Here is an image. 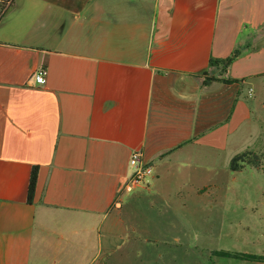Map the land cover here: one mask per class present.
I'll use <instances>...</instances> for the list:
<instances>
[{"label":"crops","instance_id":"obj_1","mask_svg":"<svg viewBox=\"0 0 264 264\" xmlns=\"http://www.w3.org/2000/svg\"><path fill=\"white\" fill-rule=\"evenodd\" d=\"M235 50L224 70L210 64ZM260 86L264 0H12L0 19V264H103L113 238L139 239L124 215L140 200L210 187L247 146ZM135 150L152 172L127 189Z\"/></svg>","mask_w":264,"mask_h":264},{"label":"rangeland","instance_id":"obj_2","mask_svg":"<svg viewBox=\"0 0 264 264\" xmlns=\"http://www.w3.org/2000/svg\"><path fill=\"white\" fill-rule=\"evenodd\" d=\"M259 88L254 89L258 98L255 131L239 152L253 151L260 165L245 164L232 172L224 163L214 181L203 182L211 185L204 190L194 191L196 187L188 184L183 199L165 201L160 196L153 208L140 200L137 211L124 215L130 222L128 234L139 239L113 238L119 249L103 264H264L215 253L264 255V91ZM177 200L185 207L178 206Z\"/></svg>","mask_w":264,"mask_h":264},{"label":"trees","instance_id":"obj_3","mask_svg":"<svg viewBox=\"0 0 264 264\" xmlns=\"http://www.w3.org/2000/svg\"><path fill=\"white\" fill-rule=\"evenodd\" d=\"M11 5H12V0H0V19L9 10ZM238 53L239 52L235 50L232 52L230 56L226 58H223V59L211 58L210 64H221L224 70L237 57ZM206 79L221 80L226 83L235 81V79H232V78H220V77H215V76H208L206 77ZM245 164H249V165L257 167L260 165V158L253 151L244 150L232 156V158L230 159L228 163V168L232 172H237L241 168H243ZM37 173H38V166L36 165L32 166L30 176H29L28 189H27L28 202L32 201V198L35 193ZM215 253L217 255L219 254L221 256L233 257V258H237L241 260L264 262L263 254H255V253H247V252H232L229 250H220V251H216Z\"/></svg>","mask_w":264,"mask_h":264},{"label":"built area","instance_id":"obj_4","mask_svg":"<svg viewBox=\"0 0 264 264\" xmlns=\"http://www.w3.org/2000/svg\"><path fill=\"white\" fill-rule=\"evenodd\" d=\"M47 73V68L41 65L33 75L34 81L39 85L45 84ZM129 162L130 165L133 166L134 170L129 177L128 183L126 184L127 189H131L133 185L145 183L147 176L152 172V165L142 158L140 151H133L130 155Z\"/></svg>","mask_w":264,"mask_h":264}]
</instances>
